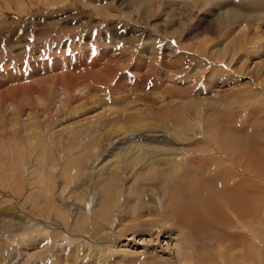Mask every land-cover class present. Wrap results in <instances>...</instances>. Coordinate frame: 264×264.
I'll use <instances>...</instances> for the list:
<instances>
[{"label": "rangeland", "instance_id": "374dc122", "mask_svg": "<svg viewBox=\"0 0 264 264\" xmlns=\"http://www.w3.org/2000/svg\"><path fill=\"white\" fill-rule=\"evenodd\" d=\"M255 1L0 0V264H264V14L197 24Z\"/></svg>", "mask_w": 264, "mask_h": 264}, {"label": "bare ground", "instance_id": "6f19581e", "mask_svg": "<svg viewBox=\"0 0 264 264\" xmlns=\"http://www.w3.org/2000/svg\"><path fill=\"white\" fill-rule=\"evenodd\" d=\"M205 1H207V0H205ZM254 2V1H253ZM256 2V1H255ZM104 4V3H103ZM205 6V5H204ZM230 9V8H229ZM264 12V2H256V3H254L253 5H251L250 7H248V8H237L236 10H233L231 13L229 12V14L226 12V13H223V16H221V17H218V18H209V17H207L206 16V18L205 19H199V21L197 22V24H198V26H199V30L201 29V31L202 32H207V31H212L213 29H215V28H213V27H216V28H221V26H223V25H225V24H227L229 21H232V20H234L235 22H245V23H249V22H255V21H257L258 20V18L260 17V18H263L262 17V14H264L263 13ZM216 14V13H215ZM198 20V19H197ZM197 29V30H198ZM240 30H245V29H240ZM215 31V30H214ZM254 36L256 35V33H254L253 34ZM238 40H240V42H241V37L239 36V38H238ZM243 41V40H242ZM226 43V42H225ZM242 43V42H241ZM202 44V43H201ZM235 44V43H234ZM243 44V43H242ZM203 45V44H202ZM233 46V45H232ZM204 47H208V45L206 44V45H204ZM241 47V46H240ZM227 48V47H226ZM223 49V51H222V53L220 54L221 55V57H226L227 56V54H228V49ZM173 50V48H171V47H169V50ZM204 51V50H203ZM172 54V53H171ZM101 55H103V57H105L106 58V55H104V53L103 54H101ZM173 55V54H172ZM174 56H175V54H174ZM86 57V56H85ZM113 57V56H112ZM178 57V56H177ZM77 58H79V57H77ZM82 58H84V57H80V59H79V61H78V63L79 64H81V65H84L85 67H87V65L88 64H86L85 63V60H83ZM88 58V57H87ZM108 58V57H107ZM118 58V57H117ZM76 59V58H75ZM114 59V58H113ZM101 60V58L100 57H95L94 58V60H93V67L95 66V67H97V66H99V67H101V65H99V61ZM53 61V60H52ZM119 61V60H118ZM117 61V62H118ZM122 61V60H121ZM142 63H144V62H146V60H144V59H142ZM171 61V60H170ZM221 61H225V60H221ZM50 62V61H49ZM76 62V61H75ZM108 62L109 63H111V65H112V60H108ZM116 62V61H115ZM116 62V63H117ZM149 62V61H148ZM243 62V61H242ZM52 63V62H51ZM66 63V62H65ZM78 63H76V64H78ZM142 63H139V65L138 66H140V65H144V64H142ZM155 63V62H154ZM234 62H233V60H231V63L229 64V62H228V66L230 67L232 64H233ZM75 64V63H74ZM95 64V65H94ZM106 64V63H105ZM148 63H146V65H147ZM153 64V63H152ZM154 65V64H153ZM89 66V65H88ZM107 66V65H106ZM152 65H150L149 66V68L151 67ZM234 66H235V64H234ZM104 67V66H103ZM144 67V66H143ZM148 67V66H147ZM51 68H53V67H51ZM92 68V67H91ZM115 69V68H114ZM153 70V69H152ZM89 71V72H88ZM100 71H102V70H100ZM100 71H95V70H91L90 71V69H87L86 70V72H88L87 74H86V78H87V80H88V78H96V77H98V74H97V72L99 73ZM113 71V70H112ZM85 71H83V73H84ZM91 72V73H90ZM93 72V73H92ZM148 72V71H147ZM151 72H153V71H151ZM79 73H82V72H79ZM112 73V72H111ZM133 73H135V72H133ZM177 73V72H176ZM60 74L61 73H59V77H60ZM72 74H75V73H72ZM94 74V75H93ZM109 74H110V72H109ZM114 74V73H113ZM170 74V73H169ZM71 75V73H66L65 75H63L62 77H61V79H63L64 80V82H66V80H68V79H74L73 78V76L71 77L70 76ZM67 76V77H66ZM74 76H76V75H74ZM103 76V75H102ZM135 76V75H134ZM149 76V75H148ZM71 77V78H70ZM100 77V76H99ZM114 77V76H113ZM151 77V76H150ZM84 78V77H83ZM105 78V77H104ZM109 78V77H108ZM212 78V77H211ZM115 79V78H114ZM94 80V79H93ZM92 81V80H91ZM130 81V80H129ZM69 82V81H68ZM99 82V81H98ZM87 83L88 84H90V82H88L87 81ZM92 83V82H91ZM96 83V82H95ZM92 85H94V84H92ZM80 86L77 84H75V85H73V86H71V87H66L67 89H65V90H62V89H58V91H56L55 92V95H56V98H55V105H56V107H58V108H60L61 107V105L63 106V108L66 106V103L69 101V99L70 98H72V97H76V98H78V97H83L84 99L86 98V93L88 94L89 93V90L87 89V88H79ZM46 92H47V90H46ZM45 92V93H46ZM49 93V92H48ZM39 95V94H38ZM49 95V94H48ZM47 95V96H48ZM46 97V95H43L42 94V96H38V105H40L41 107H45V105H46V102H45V97ZM49 97V96H48ZM88 97V96H87ZM184 97V96H183ZM36 98H37V96H36ZM45 99V100H44ZM79 99V98H78ZM73 100V99H72ZM71 100V101H72ZM11 101V100H10ZM78 101V100H77ZM80 101V100H79ZM15 102V101H14ZM67 107V106H66ZM216 107V106H215ZM9 108H14V106H10ZM65 109V108H64ZM60 110V109H59ZM64 111V110H63ZM57 112V111H56ZM84 123V122H83ZM71 127V126H70ZM64 132V131H63ZM129 148H130V146H129ZM140 149H142V148H140ZM123 153H124V151H122ZM121 152V153H122ZM128 152V151H127ZM132 152V151H131ZM136 152H138L140 155H134V159L135 160H140L141 162L145 159V158H149V157H151V156H153V155H155L156 153H157V151H155L154 153H149V151L148 150H136ZM218 152V151H217ZM227 153V152H226ZM125 154V153H124ZM158 154H159V152H158ZM110 155V154H109ZM228 157L227 158H230V155L229 154H226ZM106 156H108V155H106ZM114 156V155H113ZM112 157V156H111ZM159 157V156H158ZM195 157H197V156H195ZM223 157V156H222ZM199 158V157H198ZM197 158V159H198ZM205 158H206V156H205ZM209 158H211V157H209ZM231 159V158H230ZM119 160V159H118ZM150 162V160H147V162ZM154 161H156V160H154ZM164 161V160H163ZM193 161V160H192ZM198 161V160H197ZM212 161V160H211ZM140 162V163H141ZM146 162V163H147ZM160 163V160L159 161H156V162H153V161H151V163L150 164H148L147 163V171L148 172H152V170H154V167L156 166V164L158 165ZM131 164V163H130ZM142 164V163H141ZM195 164V163H194ZM160 165V164H159ZM198 165H200V164H198ZM215 165V164H214ZM176 167H177V165H175ZM213 166V165H212ZM223 166H225V165H223ZM197 167V166H196ZM143 168V167H142ZM234 169V168H233ZM225 170V168L224 169H221V171H224ZM226 171V170H225ZM229 171V170H228ZM234 171V170H233ZM236 171V170H235ZM147 172V173H148ZM158 172V171H157ZM173 172V171H172ZM155 173V172H154ZM233 173V172H232ZM237 173V172H236ZM144 174H145V171H144ZM226 174H227V172H226ZM141 175V174H140ZM220 175V174H219ZM233 175V174H232ZM235 175H237V174H235ZM143 176V175H142ZM241 176V175H240ZM142 178V177H141ZM232 182V181H231ZM189 185V184H188ZM206 186V185H205ZM189 187H191V186H189ZM207 187H209V186H206V188H205V190H203V192H201L202 194L200 195L201 197L203 196L204 197V195L205 194H207L206 195V202H205V204L207 205V209L209 210V211H211L212 213H210V214H212L213 216H214V218H216V219H218L219 218V216H221V215H219L218 214V210H220V211H223L222 210V208H220L221 207V205L223 206V208H224V205L226 206V208H229V206H231V209L235 212V209H233V206H237L239 203H238V199H239V197H241V202H242V199H243V197L242 196H240L239 194H243V192H245V189L243 188L244 187V180L243 179H241V177H239V175H237V176H233V182L232 183H230V184H223V186H220L221 188H219L217 185H213L211 188H207ZM181 188V187H180ZM184 188V187H183ZM213 189H214V192L212 193V191H213ZM180 191V190H179ZM179 196H181V194H178ZM183 196V195H182ZM248 196V195H247ZM224 197H225V199H224ZM186 198V197H185ZM187 198H189V199H191L192 198V196L190 195V196H187ZM219 199L220 200V203L219 204H214V201L216 200V199ZM248 198V197H247ZM223 199L224 200H226V201H224L223 202ZM193 200V199H192ZM233 200V204H231V201ZM247 200H249V199H247ZM251 203V202H250ZM244 204V203H243ZM247 204H248V202H247ZM246 204V205H247ZM171 205H172V203H171ZM249 205V204H248ZM173 206V208L176 210V212H177V210H178V206H179V204H173L172 205ZM251 206V205H250ZM176 207V208H175ZM240 207V206H239ZM178 213V212H177ZM221 213V212H220ZM225 214V213H224ZM156 215V214H155ZM180 214L178 213V216H179ZM210 216V215H209ZM239 219L241 218V216H237ZM198 220V219H197ZM224 220V219H223ZM237 221H241V220H237ZM242 222V221H241ZM230 225V224H229ZM239 225V224H238ZM215 231V230H214ZM238 238V237H237ZM238 241H240V239H238ZM239 244H240V242H238ZM238 244V245H239ZM230 246H231V248H229L230 250H228V252L229 251H232L235 247L233 246V245H231L230 244ZM240 250V249H239ZM236 251V250H235ZM209 253V252H208ZM100 255H101V253H100ZM102 256H104V254L103 255H101L100 256V258L99 259H101V261L100 262H103V260H104V258H102ZM97 259V258H96ZM224 259V258H223ZM234 260V261H233ZM242 260V259H241ZM242 261H240V252L237 250V252H234L233 254H231L228 258H226L225 259V262H224V264H242L241 263ZM215 264V263H214Z\"/></svg>", "mask_w": 264, "mask_h": 264}]
</instances>
